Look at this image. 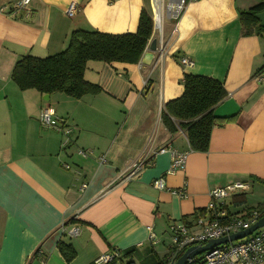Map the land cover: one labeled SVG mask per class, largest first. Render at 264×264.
Returning a JSON list of instances; mask_svg holds the SVG:
<instances>
[{
  "label": "crops",
  "instance_id": "1",
  "mask_svg": "<svg viewBox=\"0 0 264 264\" xmlns=\"http://www.w3.org/2000/svg\"><path fill=\"white\" fill-rule=\"evenodd\" d=\"M20 1L0 0V264H93L112 250L122 254L117 264H156L171 245L169 226L192 224L212 190L261 188L252 204L236 190L232 196L245 195L246 204L233 207L227 198L231 213L264 202V37L242 36L238 20L239 11L264 0H183L177 20L166 7L178 0H30L21 10ZM142 10L152 19L148 45L156 39V51L147 45L136 64L87 62L84 80L99 94L46 100L11 80L17 60L62 52L73 31L135 33ZM182 58L192 65L182 66ZM184 74L214 79L226 92L213 115L229 120L212 128L206 152L191 151L183 130L161 122L164 105L183 93ZM42 108L54 111L57 128L40 125ZM169 149L186 153V162L166 174ZM159 178L162 190L153 186ZM182 187L185 197L172 194ZM74 227L76 237L61 235ZM59 241L75 252L68 263Z\"/></svg>",
  "mask_w": 264,
  "mask_h": 264
},
{
  "label": "trees",
  "instance_id": "2",
  "mask_svg": "<svg viewBox=\"0 0 264 264\" xmlns=\"http://www.w3.org/2000/svg\"><path fill=\"white\" fill-rule=\"evenodd\" d=\"M263 10L264 2L238 12L242 36L264 37V27L260 26L256 18V14ZM152 31V19L144 10L140 13L137 30L132 34L111 35L93 30L73 31L62 52L46 58L28 55L17 60L11 72V80L19 90L34 89L41 95L61 93L74 99L84 95H97L100 88L84 80L86 63L91 61L136 64L148 45ZM225 96L226 92L220 82L208 77L184 74L183 93L179 98L164 105L161 122L169 131L183 130L191 151L206 152L212 128L221 121L229 120L213 115L214 106ZM260 183L264 184L262 181ZM245 204V195L232 196L233 207ZM259 208L261 205L245 209L249 211ZM57 249L65 262L74 259L75 252L69 244L59 241ZM169 250L170 248L156 264L166 263ZM110 264H116V261Z\"/></svg>",
  "mask_w": 264,
  "mask_h": 264
},
{
  "label": "built area",
  "instance_id": "3",
  "mask_svg": "<svg viewBox=\"0 0 264 264\" xmlns=\"http://www.w3.org/2000/svg\"><path fill=\"white\" fill-rule=\"evenodd\" d=\"M29 1L21 0L16 6L17 9H23L28 5ZM171 4L167 5L166 10L173 20H177L184 8V1L178 0L173 4L172 8ZM76 8L75 3H70L66 9V15L72 17ZM180 64L184 67L192 65L187 58L180 59ZM262 76L259 77V81H264ZM58 121L52 109L42 108L40 110L39 122L42 127L57 128L59 125ZM168 152L170 153V167L166 174L184 169L186 153H179L172 149H169ZM142 165L143 161L132 165L128 169V174L125 178L128 179L138 173ZM153 186L159 190L164 189L163 178L155 180ZM246 188L247 186L243 183L218 187L209 193L210 204L203 211V215L196 218L192 224H187L184 221L172 223L168 229L171 236V245L165 264H174L182 253L190 247L203 246L212 240H218L247 230L263 218L264 202L259 209L249 211L244 209L239 213H231L228 209L227 198H230L236 190H246ZM172 194L178 197H185L186 191L182 187L179 190L172 191ZM78 233V227L62 228L61 230V235L67 237H76ZM148 241L151 245L156 243V237L151 229H148ZM121 258L122 254L120 251L112 250L100 255L93 264H110ZM41 264L46 263L42 261ZM186 264H264V226L254 230L244 238L214 246L189 259Z\"/></svg>",
  "mask_w": 264,
  "mask_h": 264
},
{
  "label": "water",
  "instance_id": "4",
  "mask_svg": "<svg viewBox=\"0 0 264 264\" xmlns=\"http://www.w3.org/2000/svg\"><path fill=\"white\" fill-rule=\"evenodd\" d=\"M256 18L259 20V24L261 27H264V10L258 14H256ZM156 46H157V40L156 39H152L147 47V51L149 52H155L156 51ZM150 59L151 55L147 52L146 54H144V59ZM45 99H48V96L45 95ZM264 226V217L261 218L259 221H257L256 224H254L252 227H250L247 230L232 234L228 237H223L221 239L218 240H212L208 243H206L203 246H193L190 247L188 249H186L182 255L176 260V262L174 264H186L187 261L191 258H193L194 256L199 255L200 253L209 250L211 248H213L214 246H217L219 244H223V243H227L229 241H235L241 238L246 237L247 235H250L254 230L261 228Z\"/></svg>",
  "mask_w": 264,
  "mask_h": 264
},
{
  "label": "rangeland",
  "instance_id": "5",
  "mask_svg": "<svg viewBox=\"0 0 264 264\" xmlns=\"http://www.w3.org/2000/svg\"><path fill=\"white\" fill-rule=\"evenodd\" d=\"M258 190H259V192H258ZM261 191H262L261 188H259L258 185L255 184L254 189H252L251 192H249L248 190H245L244 192L246 193V198L248 199V202L252 204V203H255L257 200L260 199L258 197L262 196ZM116 264H117V261H116ZM136 264H140V263L138 261H136Z\"/></svg>",
  "mask_w": 264,
  "mask_h": 264
},
{
  "label": "bare ground",
  "instance_id": "6",
  "mask_svg": "<svg viewBox=\"0 0 264 264\" xmlns=\"http://www.w3.org/2000/svg\"><path fill=\"white\" fill-rule=\"evenodd\" d=\"M153 2H154V4L156 5V6H158V4H159V0H153ZM153 6V5H152ZM173 7V4H171V8ZM154 13H156V19L157 20H159L158 19V17H157V15H158V12H157V8H155V12Z\"/></svg>",
  "mask_w": 264,
  "mask_h": 264
}]
</instances>
